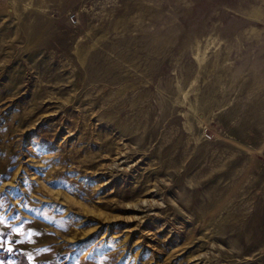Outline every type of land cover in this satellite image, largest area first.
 <instances>
[{"label":"rangeland","instance_id":"obj_1","mask_svg":"<svg viewBox=\"0 0 264 264\" xmlns=\"http://www.w3.org/2000/svg\"><path fill=\"white\" fill-rule=\"evenodd\" d=\"M262 8L0 0V264H264Z\"/></svg>","mask_w":264,"mask_h":264},{"label":"bare ground","instance_id":"obj_2","mask_svg":"<svg viewBox=\"0 0 264 264\" xmlns=\"http://www.w3.org/2000/svg\"><path fill=\"white\" fill-rule=\"evenodd\" d=\"M253 12L255 14H259L260 16H263L264 15V9H254Z\"/></svg>","mask_w":264,"mask_h":264},{"label":"built area","instance_id":"obj_3","mask_svg":"<svg viewBox=\"0 0 264 264\" xmlns=\"http://www.w3.org/2000/svg\"><path fill=\"white\" fill-rule=\"evenodd\" d=\"M70 17H71V19L73 20V16H70ZM205 135H206V136H210L209 133H207V132L205 133Z\"/></svg>","mask_w":264,"mask_h":264}]
</instances>
